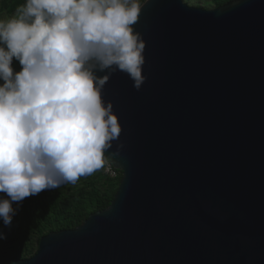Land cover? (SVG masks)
I'll use <instances>...</instances> for the list:
<instances>
[{"label": "water", "instance_id": "1", "mask_svg": "<svg viewBox=\"0 0 264 264\" xmlns=\"http://www.w3.org/2000/svg\"><path fill=\"white\" fill-rule=\"evenodd\" d=\"M134 29L146 80L102 90L113 200L11 264H264V0H145Z\"/></svg>", "mask_w": 264, "mask_h": 264}, {"label": "clouds", "instance_id": "2", "mask_svg": "<svg viewBox=\"0 0 264 264\" xmlns=\"http://www.w3.org/2000/svg\"><path fill=\"white\" fill-rule=\"evenodd\" d=\"M141 7V0H24L0 15L4 225L14 202L105 168L121 125L104 85L116 71L137 90L146 80L145 41L134 29Z\"/></svg>", "mask_w": 264, "mask_h": 264}, {"label": "trees", "instance_id": "3", "mask_svg": "<svg viewBox=\"0 0 264 264\" xmlns=\"http://www.w3.org/2000/svg\"><path fill=\"white\" fill-rule=\"evenodd\" d=\"M145 0H141V4ZM230 0H210L215 7ZM24 0H1L0 11L12 14L18 4ZM12 66L15 71L20 67ZM104 169L92 176L81 177L75 184H65L59 188L45 189L36 195L26 197L19 204L13 203L16 213L10 225L0 220V232L6 238L0 239V264H11L15 259L32 257L39 248L44 235L52 231L73 229L80 226L90 214L104 210L113 200L120 181L122 171L113 167L116 176ZM0 197L7 198L0 193Z\"/></svg>", "mask_w": 264, "mask_h": 264}, {"label": "rangeland", "instance_id": "4", "mask_svg": "<svg viewBox=\"0 0 264 264\" xmlns=\"http://www.w3.org/2000/svg\"><path fill=\"white\" fill-rule=\"evenodd\" d=\"M184 1L192 6L204 7L209 9L215 7L212 3H210V0H184ZM0 9H1V0H0ZM3 14H8V13L6 11H0V15ZM15 64L21 68V65L19 64L18 61H16Z\"/></svg>", "mask_w": 264, "mask_h": 264}, {"label": "built area", "instance_id": "5", "mask_svg": "<svg viewBox=\"0 0 264 264\" xmlns=\"http://www.w3.org/2000/svg\"><path fill=\"white\" fill-rule=\"evenodd\" d=\"M112 163L110 161H108L107 163V172L111 175V176H116V171L113 169L112 167Z\"/></svg>", "mask_w": 264, "mask_h": 264}]
</instances>
